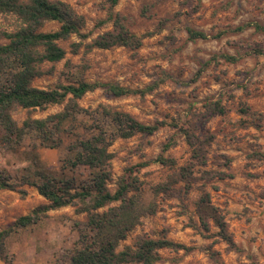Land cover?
<instances>
[{"label": "rangeland", "instance_id": "374dc122", "mask_svg": "<svg viewBox=\"0 0 264 264\" xmlns=\"http://www.w3.org/2000/svg\"><path fill=\"white\" fill-rule=\"evenodd\" d=\"M63 1L84 17L81 32L89 36L80 40L73 35L62 42L67 51L65 59L46 63L45 68L54 67L53 74L36 78L33 84L45 88L57 81L65 83L68 60L76 68L84 69L87 81L150 90L143 95L119 97L103 89L88 92L78 103L92 115L77 116L73 125L75 135L60 134L61 142L53 145L43 144L30 131L15 150L0 149V168L6 169L10 181L18 186L0 189V230L18 216L47 204L34 186L23 183L24 176L37 181L39 173H47L72 179L76 186L89 185V170L69 164L74 156L71 147L76 135L89 137L96 133L95 123L104 120L98 107L106 106L129 112L143 123L190 120L196 122L197 134L212 136L206 166L194 169L199 186L188 193L184 192V184L178 183L170 194H153L154 185L165 181L171 173L159 162L133 172L144 198L155 203V211L143 216L121 245L131 243L138 235H164L187 245L208 247L213 254L202 249H161L162 264H264V31L256 30L252 24L237 30L246 23L264 26V0H118L112 11L123 18L127 28L137 34H152L138 48L107 49L86 45L97 34L112 28V20H106L104 1ZM100 20L105 23L98 26ZM19 25L16 16L0 14V43L6 42L4 31ZM58 26L56 21H47L42 30L51 31ZM187 28L204 31L209 37L189 40ZM72 41L82 42L76 53L69 47ZM254 48L261 49V53L257 54ZM221 55L236 60H226ZM210 101H219L226 113H210ZM63 104L43 109L15 106L12 116L21 124L27 117L42 118L57 112ZM245 106L261 114L259 126H254L251 117L241 114L240 109ZM107 131L110 137L111 127ZM170 142L165 149L164 145ZM109 149L113 152L107 184L111 191L128 167L158 155L173 158L181 165L190 156L183 135L167 125L151 135L138 133L129 138H114ZM200 185L210 192L240 251L228 248L225 242L194 226V202ZM75 209L69 204L45 210L35 224L12 232L5 240L6 250L13 254L11 264H69L86 221V214ZM0 264H5L2 259Z\"/></svg>", "mask_w": 264, "mask_h": 264}, {"label": "trees", "instance_id": "16d2710c", "mask_svg": "<svg viewBox=\"0 0 264 264\" xmlns=\"http://www.w3.org/2000/svg\"><path fill=\"white\" fill-rule=\"evenodd\" d=\"M107 10V19L112 20V28L97 34L86 43L88 48L107 49L113 46L138 48L145 37L152 32L137 34L130 31L123 18L113 13L118 0H103ZM0 14H12L20 21V25L12 31H4L5 43H0V149L15 150L19 147L30 131L35 133L43 144L53 145L61 142L60 134L75 135L74 122L79 114L92 115L89 109L83 108L78 101L88 92L103 89L112 96L132 94L143 95L144 89L131 88L113 82L87 81L83 77L84 69L76 68L65 60V83L57 81L48 87L33 84L36 78L51 75L54 67L45 68L46 63H56L65 59L66 49L61 44L73 35L80 40L88 38V33L81 32L84 17L63 0H0ZM47 21H56L59 26L55 30L43 31ZM105 23L100 20L97 25ZM252 24L256 30L264 31L258 23H246L237 30ZM188 39H206L209 35L201 30L187 28ZM81 41L69 43L72 53L80 48ZM257 54L261 49H253ZM226 60L236 58L221 55ZM216 57L213 55V58ZM199 74V72H197ZM196 74V75H197ZM64 103V104H63ZM63 104L61 110L42 118H25L19 124L12 116L15 106L23 108H46L49 105ZM104 119L95 123L96 133L89 137H76L73 141L74 156L69 160L72 166L82 165L89 170V185L76 186L72 179L57 178L51 174L39 173L37 181L23 177V183L34 186L47 204L33 209L30 213L20 215L7 228L0 230V259L11 264L13 254L5 248L6 238L18 228L35 224L43 211L65 205H73L76 212H84L86 221L79 232L78 247L70 257L69 264H162L161 249L190 252L202 249L212 256L208 247L187 245L162 235L150 237L138 235L129 244H122L129 232L139 223L140 219L155 211V203L144 198L138 177L133 172L140 167L159 162L171 169L166 180L154 185L153 194H170L178 183L184 184V192L188 193L197 185L194 175L196 166L207 164V147L212 136L196 133V122L173 119L143 123L129 112L99 106ZM97 108V110H98ZM210 113L224 115L226 109L219 101L207 104ZM95 111V110H94ZM241 114L251 117L254 126H259V112L250 111L248 107L240 109ZM170 126L182 134L190 149L189 160L178 165L175 159L158 155L137 165L128 167L118 178L116 188L111 191L108 181L111 179L110 160L113 152L109 149L114 138H129L135 134L151 135L161 126ZM107 127H111L112 135L108 136ZM172 142L164 145L168 148ZM262 156L259 152H254ZM18 186L10 181V175L0 168V189H15ZM200 194L195 200L194 226L201 232L209 233L226 243L227 247L236 251L241 249L235 243L227 229L226 221L218 206L212 200L210 192L200 185ZM215 227V231L211 228ZM254 264V263H251Z\"/></svg>", "mask_w": 264, "mask_h": 264}]
</instances>
